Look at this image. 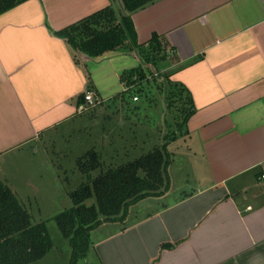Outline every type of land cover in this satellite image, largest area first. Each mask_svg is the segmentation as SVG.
<instances>
[{
  "label": "crops",
  "instance_id": "obj_1",
  "mask_svg": "<svg viewBox=\"0 0 264 264\" xmlns=\"http://www.w3.org/2000/svg\"><path fill=\"white\" fill-rule=\"evenodd\" d=\"M108 6L131 17L142 49L159 38L162 73L190 96L180 156L195 178L189 193L165 203L169 165L170 190L140 201L158 209L144 204L147 215L131 221L135 204L122 222L102 224L112 229L92 247L99 264H264V0H154L133 13L121 0H26L4 12L0 173L12 158L32 160L45 134L77 118L84 92L98 97L99 74L111 72L127 91L121 75L142 67L138 50L87 61L55 35ZM131 57L136 68L124 62L138 61ZM181 145L169 144L171 159Z\"/></svg>",
  "mask_w": 264,
  "mask_h": 264
},
{
  "label": "rangeland",
  "instance_id": "obj_2",
  "mask_svg": "<svg viewBox=\"0 0 264 264\" xmlns=\"http://www.w3.org/2000/svg\"><path fill=\"white\" fill-rule=\"evenodd\" d=\"M147 50L145 49L142 53H147ZM143 54L141 56H145ZM159 55L156 61L149 62L148 65L142 62V68L138 72L139 79H135L134 84L137 88L124 93L123 96L118 94L125 91L119 78L111 72L106 73L105 76L99 74L97 81L101 86L98 88L99 104L97 106L45 134L42 143L36 146L38 153L32 160L23 161L21 158H12L11 161L3 163L0 173L2 182L6 184L5 178H8V188H11L21 206L29 212L34 223L45 224L52 244L45 257L31 264H70L71 245L62 235L55 218L72 207L68 194L87 182L86 177L77 167L78 159L87 151L96 152L101 163L102 168L90 173L91 179H94L106 169L127 164L160 147L164 142L163 138L169 140L171 149L182 144L181 136L185 130L183 127L180 128L182 131L179 130L178 124L181 122L180 112L184 109L185 96L181 95V99L178 97L176 101H172L174 108L167 110L166 97L170 87L166 74L161 71L162 56ZM136 58L131 57V59ZM102 59L103 57L92 61L100 62ZM137 60L131 61L127 58L124 62L127 61L136 68L140 65L138 58ZM87 68L91 70L93 67L88 64ZM100 71L99 69L95 72ZM152 74L157 76L154 75L153 78ZM133 95L138 98V101L132 100ZM174 135L178 141L171 145L173 142L171 137ZM189 144L188 141L184 145L188 147ZM183 148L182 144L181 150L174 151L179 154H175L176 156L171 159V163L174 159V164H170L174 190L171 197L165 201L168 204L189 193L194 185L195 176H192L189 166L185 168L187 163L180 156L184 151ZM193 153L196 152L193 151ZM169 155L171 157L170 153ZM177 165L180 169L175 170ZM93 202L94 199H91L87 204L90 205ZM153 202L154 199H148L145 202H138L136 208L132 207L130 210H136L137 215L135 218L132 217L131 221L147 215L149 210L144 207V204L151 205L154 210L160 207ZM111 229L112 226L109 225L91 232L90 250L86 257L78 260L76 264H99L92 247Z\"/></svg>",
  "mask_w": 264,
  "mask_h": 264
},
{
  "label": "trees",
  "instance_id": "obj_3",
  "mask_svg": "<svg viewBox=\"0 0 264 264\" xmlns=\"http://www.w3.org/2000/svg\"><path fill=\"white\" fill-rule=\"evenodd\" d=\"M25 1L0 0V15ZM153 1L121 0L123 9L129 13L143 9ZM55 35L69 45L74 56L87 61L115 52L139 51L141 61L148 65L149 62L156 61L159 54L162 62L165 53L163 43L153 35L145 48L148 52L143 54L145 49L137 44L131 17H118L111 6L56 32ZM75 62L78 64L79 61L76 59ZM141 68L121 75L127 91L120 93V96L137 88L134 84L135 79H139L138 72ZM151 77L154 78V74ZM167 83L170 87L166 97L167 110L174 108L172 101H176L178 97L181 99V95L185 96L186 102L184 109H181V122L178 124V129L181 130L194 113L191 98L182 86L169 81ZM133 98L137 97L133 95ZM82 102L83 96L78 105ZM176 138V135L172 136L171 141ZM162 140L164 142L160 147L127 164L106 169L94 179H91L90 173L102 168L98 154L91 150L78 159V170L86 177L87 182L68 194L72 207L55 218L62 235L71 245L70 264H76L86 257L92 244L89 236L95 229L104 223L122 222L131 206L149 197H161L170 190L168 167L171 157L167 150L169 140ZM91 199L94 202L88 205L87 202ZM21 205L0 180V264H31L45 257L52 247L45 224L34 223L29 212ZM171 246L162 245L167 249Z\"/></svg>",
  "mask_w": 264,
  "mask_h": 264
},
{
  "label": "built area",
  "instance_id": "obj_4",
  "mask_svg": "<svg viewBox=\"0 0 264 264\" xmlns=\"http://www.w3.org/2000/svg\"><path fill=\"white\" fill-rule=\"evenodd\" d=\"M157 76V74H154ZM133 101H137V98H133ZM99 104L98 97L90 90L85 91L83 94V102L77 106V112L82 114L88 112ZM264 177H262L263 179Z\"/></svg>",
  "mask_w": 264,
  "mask_h": 264
}]
</instances>
